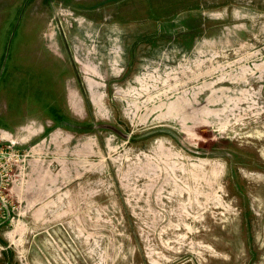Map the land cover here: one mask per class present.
<instances>
[{
	"label": "rangeland",
	"instance_id": "obj_1",
	"mask_svg": "<svg viewBox=\"0 0 264 264\" xmlns=\"http://www.w3.org/2000/svg\"><path fill=\"white\" fill-rule=\"evenodd\" d=\"M0 264H264V0H0Z\"/></svg>",
	"mask_w": 264,
	"mask_h": 264
},
{
	"label": "built area",
	"instance_id": "obj_2",
	"mask_svg": "<svg viewBox=\"0 0 264 264\" xmlns=\"http://www.w3.org/2000/svg\"><path fill=\"white\" fill-rule=\"evenodd\" d=\"M5 135V131L0 129V192L7 187L9 179L13 181L22 173L25 158L28 156V152L21 151L9 143L11 141H5ZM0 199L5 200L2 194H0ZM2 214L3 212L0 210V216Z\"/></svg>",
	"mask_w": 264,
	"mask_h": 264
}]
</instances>
